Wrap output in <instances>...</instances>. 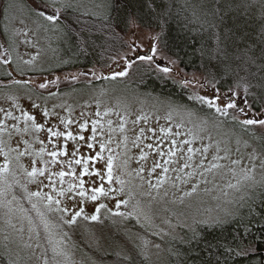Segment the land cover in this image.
<instances>
[{"label":"rangeland","instance_id":"rangeland-1","mask_svg":"<svg viewBox=\"0 0 264 264\" xmlns=\"http://www.w3.org/2000/svg\"><path fill=\"white\" fill-rule=\"evenodd\" d=\"M22 1L16 0L12 15H8L11 39L6 38L5 31V35L0 33V63L7 69L0 65V73H6L0 74V120L12 131L13 123L24 126L21 113L28 112L35 123L43 127L31 134L14 132L11 139L7 132L0 134V139L6 142L5 151L13 148L30 153L21 156L19 161L12 159L9 171L0 174V187L4 189L0 193V244L14 261L20 264H109L98 260L88 247L114 249L116 245H108V241L118 233L126 238L131 230L122 222L129 215L154 232L155 235L135 231L132 237L149 259L158 260L165 249L162 244L165 235H177L180 226L192 227L199 221L223 218L235 211L252 190V184L264 181V151L245 133L175 104L167 97L138 93L118 80L124 76L112 78L113 73L124 71L125 67L128 75L138 66L134 63L140 60L133 58L123 65L118 64L103 82L96 83L91 81L107 74L104 66L84 67L81 71L52 70L61 62L56 55L59 29L55 22L38 14L40 0ZM65 2L82 13L91 10L102 13L108 5V0H56L55 7L60 8ZM45 3L49 4L47 12L51 13L52 0ZM2 4L0 0V6ZM126 39L127 47L113 62L121 63L135 54H151V45L155 44L156 62L160 67L156 62L146 61L149 66L159 70L169 67L171 71L165 75L179 81L199 100L214 98V90L193 79L197 76L195 73L179 75L175 60L161 51L150 30L131 24ZM134 41L140 45L138 53L130 48ZM9 75L8 80L17 75L33 81L26 80L29 85L14 82L20 80L10 82L5 80ZM53 80L56 83H51ZM45 81L49 82L47 88H39ZM77 83L86 84L75 86ZM227 94L222 90L219 93L222 97ZM233 100L237 107L229 109L227 115L243 123L249 119L246 115L250 107L244 106L243 97L241 104L238 99ZM224 102L219 101L218 106L222 107ZM34 104L37 107H33ZM241 108L244 111H240ZM5 112H11L12 116L5 117ZM13 117L21 119L15 121ZM62 120L68 122L67 125ZM94 121H98L96 133L92 130ZM81 124L85 125L83 129ZM253 125L256 127L250 130L264 132V127ZM49 128L60 133L71 132L76 139L62 135L50 141ZM80 136L84 139L80 140ZM89 137L94 138L89 140ZM41 147L45 149L43 153L39 152ZM173 147L176 155L169 156V149ZM188 148L193 151L189 153ZM60 150L66 154L58 156L57 163H51L47 153ZM97 153L99 157L90 159ZM11 155L14 158L16 153ZM109 156L113 158L111 179L107 169ZM4 159L0 155V165ZM76 159L81 163L76 164ZM33 160L37 161V168H45L44 175H27L32 170ZM165 160L169 163L165 164ZM157 162L161 167L150 171ZM184 163L190 166L182 169ZM85 167L88 171L81 176ZM60 171L66 173L63 178L54 175ZM69 172L73 174L68 175ZM49 174H53L51 181ZM96 187H103L104 193H96V200H92V189ZM61 191L63 195L59 194ZM81 191L86 194L79 195ZM31 192L42 195L29 197ZM47 195L53 200L48 201ZM57 199L59 205L55 203ZM81 209L82 214L74 223H66ZM92 215L97 219L92 220ZM79 235L90 245H80L74 239ZM117 246L124 250L123 244Z\"/></svg>","mask_w":264,"mask_h":264},{"label":"trees","instance_id":"trees-1","mask_svg":"<svg viewBox=\"0 0 264 264\" xmlns=\"http://www.w3.org/2000/svg\"><path fill=\"white\" fill-rule=\"evenodd\" d=\"M15 2L3 0L0 6V33L5 35V31L7 39L12 36L7 20ZM130 14L136 25L156 36L161 51L175 60L181 77L182 72L195 73L193 79L206 88L218 94L227 91L225 100L238 99L241 104L243 97L244 106L250 107L247 118H264V0H108L102 13H82L71 7L61 19L51 21L59 29L56 55L61 60L52 70L81 71L100 65L112 72V66L120 63L113 62L115 57L127 47ZM134 64L138 65L134 70L123 79L118 78L125 86L138 93L167 97L208 119L219 120L245 133L264 151V132L250 130L256 126L217 112L146 61ZM0 65L5 69L4 64ZM5 71L0 74L5 75ZM106 77L104 74L91 82H103ZM9 78L10 75L5 80ZM13 80L33 81L17 75L8 81ZM79 84L86 83L75 86ZM252 185L250 193L230 214L214 221L196 222L192 227L180 226L173 237L165 235V249L158 260L149 259L132 237L135 231L155 235L132 215L122 222L131 230L126 238L118 233L116 239L108 241V245H116L114 249L96 245L94 250L88 248L98 260L109 264H264V181ZM82 235L74 239L80 245H90ZM119 244L124 250L117 249ZM0 264L20 263L10 258L0 244Z\"/></svg>","mask_w":264,"mask_h":264},{"label":"snow or ice","instance_id":"snow-or-ice-1","mask_svg":"<svg viewBox=\"0 0 264 264\" xmlns=\"http://www.w3.org/2000/svg\"><path fill=\"white\" fill-rule=\"evenodd\" d=\"M55 3H56V0H52V11L51 13H48L47 12V8L49 7V4L45 3V0H40V3L38 5V14L40 16H43L45 17L48 21H58V18L61 17L63 15V12L69 8L72 7V5L70 3H63L62 6L60 8H57L55 7ZM129 22L132 24V25H135L138 27V25H136V19L134 16H132L130 14V17H129ZM133 34H135V30L133 29ZM130 48L133 50V51H136L137 53L139 52V49H140V45L135 43V41L130 45ZM158 51L157 47L155 44H152L151 45V48H150V53H145L143 55H137L136 56V59L140 60V61H148V62H156V52ZM7 61H5L6 63ZM157 63V67L159 68L160 65L158 62ZM161 71H163L164 73H169L171 71V69L167 66H164L162 68H160ZM127 72H128V69L127 67H125L124 71H120V72H115L112 74V78H115L116 76H120V77H123V76H126L127 75ZM73 79H75V76L72 77ZM58 79V78H57ZM15 83H21V81H14ZM23 83H28V81H23ZM48 81H45L44 83H40L38 85L39 88L41 89H45L47 88L48 86ZM51 83H56L55 80L51 81ZM50 95H52V93H50ZM203 102H206L208 103V105L210 107H215L216 108V111L217 112H221L222 114H225L227 115L228 114V110L229 109H234L237 107V104L235 101H232V100H225L224 97H222L221 95L217 94L214 92V98L213 99H208L207 97H201L200 98ZM221 100H225L224 104L222 107L218 106V102L221 101ZM33 107H37V105H33ZM240 111H244L243 108L240 109ZM44 114L45 116L48 115V112L47 110H44ZM5 117H11L12 116V113L11 112H5L4 113ZM21 117L24 119V126L21 128V127H18L17 126V123H13L11 125V129L12 131H9V128L8 126L5 125V122L3 120H0V134L2 133H5L7 132L8 133V136H9V139H11L12 135L14 132L16 133H24V134H31L33 130L35 131H39L43 125L41 124H37L35 123V118L31 115H29L28 112H22L21 113ZM21 117H13V119L15 121H19L21 119ZM139 119V118H138ZM31 121L32 123L29 124L28 122ZM62 123H65V125H67L68 122L66 121H61ZM98 121H94L93 122V133H96L97 131V128H96V125H97ZM243 123L245 125H253V124H259L260 126L264 127V119H246L245 121H243ZM81 129H83L85 127L84 124H81L80 125ZM121 128H123V125H121ZM143 131V130H141ZM163 131V130H162ZM48 132H49V139L51 141V138L52 137H59V136H64L66 139H76V137L73 136V134L71 132H65V133H60V132H57V131H53L52 128H49L48 129ZM177 135H179V133H177ZM94 137H89V140H92ZM80 140H83L84 137L83 136H80L79 137ZM23 143L25 145H28V141L27 140H24ZM43 143V142H41ZM183 143H188L187 141H184ZM5 144L6 142L2 139H0V155H3L5 157L4 159V163L3 165H0V174H3V173H7L9 171V168H10V164H11V161L12 159H15L16 161H19V158L21 156H24V155H28L30 153H28L27 150L21 152L19 151L18 149H13V148H8L7 151L4 150V147H5ZM172 145L175 146L176 145V141L173 140L172 141ZM30 147V146H29ZM88 147L91 148L92 147V144L89 143L88 144ZM101 149H104L105 145L103 143H101L100 145ZM149 148H152L153 146L152 145H148ZM45 151V149L43 147L40 148L39 152L40 153H43ZM193 151L192 148H188V152L191 153ZM15 152L16 155L15 157L13 158L11 153ZM65 151L63 150H60V151H50L47 153V155L51 158L50 162L51 163H57V157L58 156H62V155H65ZM75 152L73 153V156H75ZM161 155H163V153H160ZM169 156H175L176 155V151H175V148L173 147L172 149H169V153H168ZM100 156V153H97V156L96 157H91L90 159H93L95 160L97 157ZM112 157L109 156L108 157V163H107V169H108V178L111 179V172H112ZM33 163V167H32V170L30 172H27V175L29 177H35L37 175V173H39L40 175H44L45 174V168L43 167H40V168H37L35 165L37 163L36 160H33L32 161ZM41 163H45L44 161H41ZM72 161H69V164H71ZM75 163L76 164H80L81 163V160L80 159H76L75 160ZM84 163L87 164V160L85 159L84 160ZM165 164L169 163L168 160H165L164 161ZM235 163V162H233ZM190 165L188 163H184L181 168H187L189 167ZM161 167L160 163H154V166H153V169H151L150 171H154L156 168H159ZM87 168L85 167L80 175L83 176L87 173ZM140 171H143V169H140ZM164 171L167 172L168 169L167 168H164ZM68 175H72L73 173L72 172H69L67 173ZM53 174H49L48 178L49 180L51 181V177H52ZM54 175H58L59 177L63 178L66 173L64 171H60L58 173H55ZM98 175V173H97ZM0 182H2V180H0ZM80 187L82 188L83 187V181H81V184H80ZM4 191V189L2 187H0V193H2ZM92 192H93V195L91 196V199L92 200H96V193H104V188L103 187H96V188H93L92 189ZM60 195H63V191H61L59 193ZM86 193L84 191H81L79 193V195L81 196H84ZM42 194L40 192H31V193H28V196L31 197V196H41ZM46 195V194H45ZM47 200L48 201H52L53 200V197L50 196V195H47ZM55 203L57 205L60 204V201L57 199L55 201ZM33 208H36V204H33L32 205ZM101 207H103V205H101ZM62 211H67V209H62ZM82 211L83 209H81L80 211L76 212L75 215L72 217L71 220H68L66 221V223L68 224H72L75 222L76 220V217L77 216H80L82 214ZM98 211V209H97ZM91 219L92 220H96L97 219V216L96 215H92L91 216Z\"/></svg>","mask_w":264,"mask_h":264},{"label":"water","instance_id":"water-1","mask_svg":"<svg viewBox=\"0 0 264 264\" xmlns=\"http://www.w3.org/2000/svg\"><path fill=\"white\" fill-rule=\"evenodd\" d=\"M122 62H125V60H123ZM117 65H118V64H116L115 67H116ZM112 68H114V66H113ZM248 114H250V113H248Z\"/></svg>","mask_w":264,"mask_h":264}]
</instances>
